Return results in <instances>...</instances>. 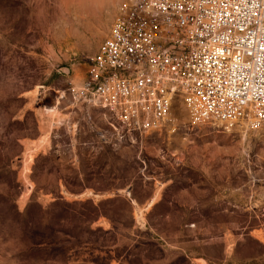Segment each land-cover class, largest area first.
<instances>
[{
  "label": "rangeland",
  "instance_id": "obj_1",
  "mask_svg": "<svg viewBox=\"0 0 264 264\" xmlns=\"http://www.w3.org/2000/svg\"><path fill=\"white\" fill-rule=\"evenodd\" d=\"M135 0H0V264H264V126L129 135L77 93Z\"/></svg>",
  "mask_w": 264,
  "mask_h": 264
},
{
  "label": "built area",
  "instance_id": "obj_2",
  "mask_svg": "<svg viewBox=\"0 0 264 264\" xmlns=\"http://www.w3.org/2000/svg\"><path fill=\"white\" fill-rule=\"evenodd\" d=\"M77 93L129 135L172 123L264 126V0H135L113 20Z\"/></svg>",
  "mask_w": 264,
  "mask_h": 264
}]
</instances>
